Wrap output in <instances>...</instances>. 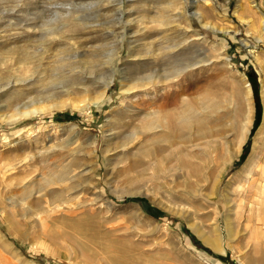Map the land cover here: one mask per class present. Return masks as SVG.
<instances>
[{
	"label": "rangeland",
	"instance_id": "obj_1",
	"mask_svg": "<svg viewBox=\"0 0 264 264\" xmlns=\"http://www.w3.org/2000/svg\"><path fill=\"white\" fill-rule=\"evenodd\" d=\"M189 86L213 124L151 163ZM263 97L264 0H0V264H264Z\"/></svg>",
	"mask_w": 264,
	"mask_h": 264
},
{
	"label": "bare ground",
	"instance_id": "obj_2",
	"mask_svg": "<svg viewBox=\"0 0 264 264\" xmlns=\"http://www.w3.org/2000/svg\"><path fill=\"white\" fill-rule=\"evenodd\" d=\"M192 16L195 20L199 21V16L197 14H194ZM194 66H197V64H194V65L192 64L190 66H187L186 68L188 69V68H192ZM187 69H185V70H187ZM185 70H183V71H185ZM112 82L113 81H110L109 83H107L106 88H109L110 85L112 84ZM193 88H194V86H192V87L189 86L188 88L186 87L185 89L180 90L179 92L178 91L172 92L170 94L167 93L166 96H162V97L160 96L161 99L157 100L158 99L157 98L156 101H154L155 100L154 99L153 103H151V107H152L153 112H152V114L150 113L151 115L149 117H152V116H154V117L151 120V122L148 124L147 127H148V129H150L152 131L155 130L154 133L152 134L151 139L155 141L153 146H156L155 149H153V146H152L151 151H150V155L148 156V159H149V157L152 158V159L150 158L151 163H153L154 160H156L155 162H157L161 158L169 160L170 158H172L175 155H176V160H178L179 156L183 153V150H182L183 145L181 144V142L183 140L190 139V141L193 143L192 148L194 149L195 146H198V144H196V143L198 141H200V136H201V133H203L204 126H206V125L211 126L213 124V118L214 117L212 118L211 116H213L214 112H211V114L212 113L213 114L210 117L208 115L209 118L208 117L203 118V115L201 114L202 111H200V113H199L198 110L196 109L197 105H195L193 103L195 101L194 97H192L193 94L187 95L189 98L187 101H185L182 98V96L184 94H188L189 90H191V89L193 90ZM210 109H211V107H210ZM240 111H241V106H239L235 111V113H236L235 119L236 120L233 119L234 122L231 121V127L233 128V130H235L237 132V135H239L238 148H239V146H241L243 144V142L245 140H247L248 135L250 134V132L252 130L251 128L253 125V123L250 122L249 120H248V122L246 121V124H244V125L242 124V122L239 119L240 118ZM163 112L164 113L166 112V114L168 112L169 117L165 116V118H164V117H161V115L158 116L160 113L162 114ZM228 115L226 114L225 116H222L223 119L226 120L227 118H229ZM218 118H220V117L218 116ZM223 119H221V120L223 121ZM218 121H219V119H218ZM248 123H249V125H247ZM138 130L139 129L137 128V129H135V131H133L134 133L129 137L130 140L135 141L138 139V137L140 136V131H138ZM220 133L221 134L215 133V132L210 133L209 136L206 137L208 143L213 144V145L216 144V142L219 140V137L225 136L227 131H222ZM205 134H207V133H205ZM261 134L264 135V121H263V126L261 128ZM169 137H171L173 141H171V142L168 141ZM161 139H165L166 141L162 143ZM258 144H259L258 148H260L259 149L260 150L259 159H258V161L260 162L259 167H261L262 175L264 177V137L262 138V140H260L258 142ZM223 150H224L225 155L229 159H232L235 155L238 154V152H237L238 149H236V150L235 149L233 150V148L230 149L228 143H225V147L223 146ZM173 153H174V155H172ZM257 154H258V152H257ZM135 165L136 164H134L132 167L127 168V170L129 169L131 172V170H133ZM150 166H154V164H152ZM176 170H177V163L174 165H171V171H176ZM173 176H176V174ZM53 182H54L53 178H50L49 181L47 182V184L50 185ZM213 247L217 250L221 249L220 244L217 242H215Z\"/></svg>",
	"mask_w": 264,
	"mask_h": 264
},
{
	"label": "trees",
	"instance_id": "obj_3",
	"mask_svg": "<svg viewBox=\"0 0 264 264\" xmlns=\"http://www.w3.org/2000/svg\"><path fill=\"white\" fill-rule=\"evenodd\" d=\"M61 117V115L59 116V118Z\"/></svg>",
	"mask_w": 264,
	"mask_h": 264
}]
</instances>
